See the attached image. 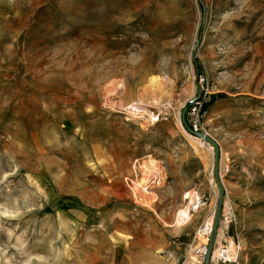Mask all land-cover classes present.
I'll return each mask as SVG.
<instances>
[{
  "label": "rangeland",
  "instance_id": "1",
  "mask_svg": "<svg viewBox=\"0 0 264 264\" xmlns=\"http://www.w3.org/2000/svg\"><path fill=\"white\" fill-rule=\"evenodd\" d=\"M196 102L226 190L213 255L264 264V0H0V264L207 250L218 186L184 126ZM196 192L208 206L178 226Z\"/></svg>",
  "mask_w": 264,
  "mask_h": 264
},
{
  "label": "bare ground",
  "instance_id": "2",
  "mask_svg": "<svg viewBox=\"0 0 264 264\" xmlns=\"http://www.w3.org/2000/svg\"><path fill=\"white\" fill-rule=\"evenodd\" d=\"M152 85H156V83H152ZM134 106H137L139 108L141 106V104H133L131 106V108L133 110L137 108ZM139 109H138V111H139ZM142 112L148 113L145 110ZM136 116H137V114H136ZM190 138L192 140H194L195 142H197L198 144L204 143V145H205L207 143L202 139L198 140V139H195L193 137H190ZM206 145L209 146L208 143ZM209 149H210V151H212L211 146H209ZM212 183L215 184L214 181ZM191 196L192 195H188V198H191ZM192 217H193V215L191 213V208H190V205L188 204V208L186 207L185 209H183L178 215V221H177L178 226L182 227V226L186 225L187 221L190 220ZM214 220H215V212H214V214H212L211 218L207 219L206 224H204L203 228H201V230L198 232V240L200 241L199 242L200 244H208V241H209L208 238H210V236H211L213 226H214ZM229 251L230 252L232 251L231 247H229ZM206 252H207V250L205 248V250H202L201 253H199V254L197 253L198 255L195 254V255L191 256L190 261L187 264H204V260L206 258ZM221 254H222V248L216 249L214 252V255L212 257V259H213L212 263H217V260H219V258L221 257ZM167 259L168 260H175V255L172 253H169V254H167ZM217 264H219V263H217Z\"/></svg>",
  "mask_w": 264,
  "mask_h": 264
},
{
  "label": "built area",
  "instance_id": "3",
  "mask_svg": "<svg viewBox=\"0 0 264 264\" xmlns=\"http://www.w3.org/2000/svg\"><path fill=\"white\" fill-rule=\"evenodd\" d=\"M206 115L207 112H203L200 102H196L195 105L190 108V118L188 126L193 131V133H201V118L205 117ZM186 200L190 201L189 205L193 216L202 211L209 204V198L205 194H199L197 192L195 193V195L191 196V198H188L187 196ZM215 209L216 208H214L213 210V214L215 212ZM222 247V254L218 260V263L235 264L240 253V248L237 250V252H230L229 246L223 245Z\"/></svg>",
  "mask_w": 264,
  "mask_h": 264
},
{
  "label": "water",
  "instance_id": "4",
  "mask_svg": "<svg viewBox=\"0 0 264 264\" xmlns=\"http://www.w3.org/2000/svg\"><path fill=\"white\" fill-rule=\"evenodd\" d=\"M183 119H184V112H183ZM191 133V132H190ZM193 135L197 136L198 138L204 140L208 144H210L214 148L215 152V158H214V175H215V181L218 186V204L215 210V220H214V226L213 230L209 239V246L207 248L206 252V258L204 260V264H210L212 257H213V243L215 241L216 233L218 231V228L221 224V220L223 218V210L226 204V190L225 187L221 181L220 175H219V168H220V147L217 144L215 140H213L210 136L204 133H192Z\"/></svg>",
  "mask_w": 264,
  "mask_h": 264
},
{
  "label": "trees",
  "instance_id": "5",
  "mask_svg": "<svg viewBox=\"0 0 264 264\" xmlns=\"http://www.w3.org/2000/svg\"><path fill=\"white\" fill-rule=\"evenodd\" d=\"M189 108H190V106L184 110L183 122H184V126H185L186 130L192 133V130L189 128V126H188V124H187V122L185 120V117H186V114H187Z\"/></svg>",
  "mask_w": 264,
  "mask_h": 264
}]
</instances>
